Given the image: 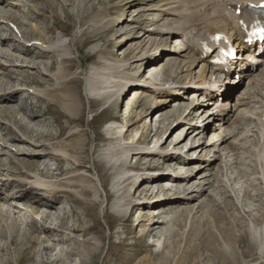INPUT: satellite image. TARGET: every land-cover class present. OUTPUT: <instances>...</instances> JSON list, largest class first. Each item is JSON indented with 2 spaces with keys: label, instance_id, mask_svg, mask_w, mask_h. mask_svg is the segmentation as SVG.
Masks as SVG:
<instances>
[{
  "label": "bare ground",
  "instance_id": "bare-ground-1",
  "mask_svg": "<svg viewBox=\"0 0 264 264\" xmlns=\"http://www.w3.org/2000/svg\"><path fill=\"white\" fill-rule=\"evenodd\" d=\"M8 1L14 2L15 0H8ZM32 1H34V0H32ZM48 1L52 5L53 4L55 5L57 3L55 0H48ZM100 1L101 0H99V2ZM141 1L147 2L148 0H141ZM149 1H155V2L149 3L148 8H141L140 10H138V9L132 10L133 4L138 3L139 2L138 0L133 2V3L127 2L126 7H128L129 10L126 11V9H125V11H123L122 15L121 16L119 15L120 17L116 21L115 24H114V22H112L113 19H110V20L107 19L108 21L106 20L105 25L103 27L104 30L114 31L113 41L111 40L112 42H110V43H112V45L116 44V42H117L116 39H118L117 37H120L121 35L124 36V37H122V39L120 40V43H119V44H121V43L125 42V44H128V47L123 52L124 54L130 55L134 49L140 51L143 48L142 42L148 41L149 46L145 47L144 51L140 52V54L138 53L136 55L134 54L133 56H131L130 57L131 62L127 63V64H129L128 67L130 69L133 67L136 68V65L134 64V60L136 59V56H138L137 60L138 61L140 60V63H142V64L140 66H138V69L136 71L137 73L134 72V74L132 73L131 76H130V73H129V76L121 74L122 76L119 77L116 75L118 78H116L114 80L110 79V81H107V77L105 78L104 76L101 75V76H99L100 80L97 77H96V79H98V80H95V81L93 80V83L90 80V83L88 84V90L91 93H92L91 90H96L95 94L98 95V98H99L98 100L100 102L104 101V103H107L112 98V96H114L117 92H119V94H118L119 99L122 98L123 103L125 102V99L122 95L123 93H125L126 100H128L129 99L128 97H130V95L133 93H134L133 95H137L136 97L132 98V101L130 103V105L133 106V108L139 109V111H137L136 114H134L135 115V119H134L135 121L131 120L132 115H127L126 113L121 114V115H123L124 119L129 122V126H128V128L127 127H124V128L117 127L118 128L117 129L118 130L117 137L120 139V141H123V143L119 144V146H116V147H114V146L110 147L108 154L105 156L103 155L104 153H102L103 156H101V153H100L101 158H98L96 156L97 157L96 160L98 159V162H97V165H95V167L97 166V169L100 170L101 174L105 178H108L107 175L110 176L109 179L111 182L110 185L112 186V192L108 196L110 198H112L111 204L113 206L112 212L114 214H116L117 216H126L127 213L131 209H133L134 206H136L135 208L138 209L139 211H138V214L136 215V218L135 219L133 217L132 218H133V222L138 221V225L141 226L142 223H144L146 215L148 216V215H150V212H152L153 215L150 216V221L146 226L147 232L149 230L154 235H155L154 232H158L161 234V236L163 235L164 238L165 237L168 238V240H166L165 243L160 242V239H157V240L154 239V241L151 242V244H153L155 246L157 245V247H158V249L155 251V258L154 259L151 258V260H150L149 256H141L139 259H136V262L134 264H154V263L155 264H169L170 258L167 257V254L175 255L177 253V249L180 248V244H179L176 233L173 235L169 234L168 229H170V226H168V225L170 224V222L175 223L176 225H180V221L178 220L179 215H182L186 212L191 213V212L195 211V209L201 210L200 204L196 207L184 206V205L178 206V204L179 203L184 204L187 201H190L192 199H196L197 197L200 196L199 194L203 191H206L207 188H201L198 191V194L190 195V193L195 188L194 177H193L194 172L191 169H189V165H188V168L183 170L184 166H186L187 164L190 163V160L187 157L180 155V151H179V153H177V151H178L177 148H174V146H178L180 144V141L182 139L176 138L175 142H172L175 145L172 146L171 148H169V147H162L163 141H161L160 138L157 140V142L154 145L151 146L150 143L152 141V138L154 136H160V137L163 136L165 134V132L169 130V127L171 125H173L174 122H175V125H178L183 120H191L190 121L191 126L187 127L186 132L183 135V138L186 135H190V137L192 139V141H191L192 143L190 144L189 148L194 147L195 144H194L193 140L197 136H198L197 138L202 139V138L206 137L207 134H209L210 132H212L215 129L214 126H212L210 121L214 118L216 120H218V119H220L221 114H223V115L226 114L225 118H223L221 120V122L223 123V129H219V127L217 126V130H219L218 133L221 134L220 138H219L218 134L216 135V136H218L216 138L218 140V142H215V139L212 140V142H211V139H209L207 141L204 140L202 142L201 141L198 142V145H196L197 147L196 146L194 147V148L200 149L199 151H204L209 146H213V145L218 146L219 142H223L227 138L224 141V143L219 144V145H223L222 148L221 147H219V148L222 149V151H224L226 149L225 148L226 147V141H228V139H231V138H236L235 136L238 133H240L238 130L239 129L238 127L237 128H234V127L233 128L232 127L231 128H224L225 126H229L228 125L229 121L230 122L233 121V119L235 117L240 119V120L242 118H243V120H247V121L254 120V122H256L257 124H260V126L262 128H264V81H263L264 69L261 71V73L259 71V74H256L255 77H253V79H251V81H250V83H251L250 88L251 89H248L247 90L248 92L246 91V92L241 93V95H246L247 98L239 100V97H233L234 94L230 93L232 91V89L234 87H236L238 84L232 85V87H228V88L222 87L223 82H224L223 80H228L230 78V76H232L234 74L232 67L230 68V72L225 76L226 73L222 74L216 70H210L204 62H202L199 58H197L194 55V52L192 50V48H193L192 45H195V43L193 41V36H194L193 34L199 33L203 28H204V30L205 29H211V28H221L222 30L229 29V30L233 31V33H236V31L234 30L235 26L233 23V15H231L230 10L226 9L227 5H224L221 3V2H226L227 4H229L232 2V0H149ZM65 2H66V0H65ZM46 4L48 5V3H46ZM72 5H73L72 11H73L74 17L77 19V22L79 25L84 26L85 21L87 20L88 17H89V21L86 22V24L87 23L88 24L93 23L94 21L97 20V19L94 20L93 18L92 19L90 18V16L95 14V5H94V2L92 0H72ZM7 6L8 5L6 4V0H0V69H3V70L7 69L6 72H0V102L3 104V107H0V120H1L0 123H2L3 121H6L3 123H5V125L8 126L10 129H12V126H14L16 128V130L12 129L13 131H11V132L9 131V136H8L9 141L15 142V143L27 144V145L33 144L34 148L31 149L30 151L27 148L21 149L20 147L16 146L17 144L16 145L15 144L14 145L13 144H7L8 142L4 141V138L0 137V140H1L0 144L3 145V147H7L11 150V153L10 152L8 153V152L2 151V148H1L0 149V155L6 153V155L8 156L7 158L9 159V162H8L9 164H15V162H14L15 157L12 156L13 154H16V155H23V154L28 155L29 154V155H32L33 160L20 159L18 161H22L21 162L22 165L30 168V170L31 169L37 170V172L39 173L41 178L45 177L46 181L42 180L40 178L33 180V181H29L28 180L29 177L28 178L19 177L18 179H15L13 177V175L10 174L9 172L10 171L16 172L15 170H17V169L13 170V168H14L13 166L10 167L9 165H7V163L4 161L7 158L4 159V158L0 157V180L2 179L4 183L8 182L9 185L14 184V186H15L14 190L11 194L9 193L7 196H0V222L2 221V223H4L0 229L3 233L5 232L3 234V236L6 234V236H8V238L9 237L11 238L10 243H16L17 245L19 244V243H17L18 240H16L15 236L17 235L18 239H19L22 231H20V228H21L20 227L21 224L19 223V220H20L19 217L20 216L18 215L17 212H19V213L22 212L21 216L25 215V214H24V210L18 209L20 202H17V201L26 199L28 192L31 194H34L35 197L33 195H31L33 198L29 200L30 208H28L26 211H27L28 216L29 215H32V216L38 215L39 216V218L41 220L40 223L43 224V226L38 231V234L41 236L37 235L36 233H34V235L30 234L31 235V239H30L31 242H29V243H31L32 246L25 245V247L22 249V251L23 252L27 251L30 253V251H32L31 248H33V246L36 243H39L38 245H39L40 251H38V252H40V254L42 255L43 251H45V250L50 251L53 249V248H50V245H51L50 241L48 242V244L45 242H46V240H49L48 238L50 236L56 234V233L52 234L54 230L59 233V234H57L60 237L59 240H62L64 237L71 239L74 236V235L72 237L68 236L67 230H70L71 226L68 227L67 226L68 224L66 225L65 220H63V222L61 220V222H59V224H57V225L56 224H54V226L50 225V218H52V215H54V213H55L53 211V208H56L55 206L62 203L59 201L60 199L57 200V198H58L57 194L60 191H63V192L65 191V190H63V188H64L63 185L65 184V185L69 186L72 183H74L73 182L74 180H76L77 186L80 187V189L77 191H78L79 197H81V199H82V200L78 199V201L81 205H83V208H84L85 204L88 205L89 201L87 202V200H86L87 196L91 195V194L89 195V192H86V190L89 189L93 192L92 195H93V198H95V200H98L99 196L97 194V192H98L97 188L94 185L92 186L91 184L83 183L86 180L80 175H76L72 178L68 177L70 179L67 181V183L65 182L64 184H61L62 186L59 184V181L56 184V183H51V182H49V180H47L48 177L52 178L54 176L50 175V169H49L50 167L48 168V164L45 161L46 158H52V159L56 160L57 162L61 163L62 161H64V159L62 158L63 156L61 157L60 155H62V153L64 155V153H65V156L67 154L71 158H73L77 161L76 166L78 167L81 164L80 154H81V152H83L86 139H82V136L80 135V133H78L75 130L74 131L72 130L71 133L69 131V133L66 135V139L68 141L67 142L61 141L62 137L64 136L63 133L62 132L59 133L58 134L59 137H58V135L53 133V131L51 129L49 130L47 128L48 124H47L46 115L39 113V111L34 112L32 109L34 107V104H32L31 102L27 103L24 99L18 98V95L16 93H14V91L23 90V86L18 88L16 85H14L12 80H10V79H13L12 77H14V78H17V80L19 79L20 81H25L26 77H29L28 81L30 83L36 82V83L41 84L42 82H47V83H44V85L48 84V82L50 80H53L54 86L51 85V86L45 87L43 90H40L37 88H34L33 90H31V87H29L28 91H31V93H33L37 98H39V100L42 98H47V99H49L50 102H54V103L58 104L59 106H61V108L63 109V112L66 115H68L71 118L74 117L79 110L78 97L76 96V94H74L71 91V89L67 90L66 89L67 87L65 88V85L68 83H73L76 80L77 76L72 75L71 77H69L70 79H67V76L69 73L67 74V72H66L67 70L62 68L61 67L62 65H60L58 67V69H55L54 68L55 67V61L54 60H53L52 64H50V62H49L48 65L45 64L44 60L48 59V58H55L56 63H57V61H60V62H58L59 64L65 62L66 60H70L69 54L71 53L72 47H74V50L76 51V49H75L76 39L74 37L76 35V33H75V35H73V39L71 40V43L66 41L65 39H63V40H65V42L62 43V40L60 38L56 39V41L54 43H51L52 39H49L48 41L46 40L47 39V37L45 38L46 34L44 35L42 32L39 33L40 32L38 30L39 27L38 28L37 27H30V25H29V28L20 27V26H24L23 22L20 21L19 18L14 13H10L9 11H7V8H6ZM15 6H18V5H15ZM113 7H114V5H113ZM116 7H119V5H116ZM50 8H52V7H50ZM104 8H106V7H104ZM32 10L35 12H38L39 9L33 8ZM152 10L156 11V12L154 13ZM97 11H99V10H97ZM103 11H104V9H103ZM103 11H99V12H103ZM147 11H149V12L147 13ZM163 13L174 14V15H176L175 17L178 19L173 20V21L168 20V18L162 17ZM68 14H69V12H68ZM113 14H115V13H113ZM127 14H128V17H126ZM120 18L122 19V21H119V20H121ZM12 19L17 20V21L13 22ZM97 22H99V21L97 20ZM102 24H103V22H102ZM191 25H195L196 28H194L192 30ZM189 27H190V29H189ZM5 28L6 29L10 28L8 30L9 33L4 34L3 32H1ZM52 28H54V27H52ZM16 29H18V31L15 33L14 30H16ZM94 29H95V27H94ZM135 29L136 30L140 29V31L137 30V31H135L134 34H132V32ZM180 29L183 32L182 36L184 34L187 35V38L185 40H181V38H180L181 41H179V42H180L181 46L178 47V45L174 44L173 47H171L169 49H164V46L167 45V43L170 41V38L172 37L174 32H176L177 30H180ZM60 30H62V29H60ZM142 30H146V31L145 32L143 31V33H141ZM103 32H105V31H103ZM46 33H47V31H46ZM154 33H156L157 35H160L159 38H155V37L153 38L152 34H154ZM30 35H35V36L30 37ZM127 36H129V37H127ZM87 37H89V35H87ZM102 37H105V36H102ZM135 37H139L140 39H137L132 44V41H133L132 38H135ZM176 41L178 42V39H176ZM118 42H117V44H118ZM130 42H131V44H130ZM47 43H51V44H47ZM77 44H79V43H77ZM9 45L11 47V50H8ZM112 45L110 44V46H112ZM96 49H97L96 46L91 48V50H94V51ZM12 50H15L16 52L13 51L14 52L13 53ZM77 54H79V53L77 52ZM160 60H163V63L158 65L157 62ZM148 61H151L154 65H155V63H157V67L153 66L155 68H153V69L151 68L152 70H155L151 74H150V71L148 72V64H147ZM107 63H109V62H107ZM98 64H99V62H98ZM111 64L114 65L113 63H111ZM116 65H114V66H116ZM125 65L126 64H119L120 67L121 66L124 67ZM108 67H110V66H108ZM112 67L113 66H111L110 68H112ZM149 67H151V66H149ZM68 68L70 69L71 65H68ZM27 69H33L34 72L33 71L30 72V70H27ZM197 69H198V71H196ZM93 70H94L93 71L94 75L95 74L97 75L98 72L99 73L100 72L105 73V71L108 70V68H105V67H102V68L97 67L96 68V67H94ZM183 70H184V74L186 72V75L181 76L180 74H181V72H183ZM53 71H55V72H53ZM118 71H120V70L118 69ZM242 72H245V71H242ZM107 73H109V72H107ZM115 73L116 72H114V74ZM125 73L127 74V72H125ZM196 73H198V75H197L198 79H196V77H195ZM2 74L4 77H2ZM5 74H6V76H5ZM105 75H107V74L105 73ZM113 75L108 74L109 77L113 76ZM46 76H47V78H46ZM143 77L145 78V80ZM239 77H241V75ZM242 77L243 78H241V81L246 83V81L244 80L245 75H242ZM93 78H95V77H93ZM36 80H41V81H36ZM138 80H139V82H142V83H140L139 87L142 84L143 85L144 84L149 85L151 87L148 90L149 93L152 92V93H150V98L145 97V98L140 99V97L138 96L139 95L138 93L144 92L141 89H136V90H132V91L128 92V89L134 83L138 85ZM209 81H211V82H209ZM95 82L98 84V86H97V84H95ZM217 82H220V83H217ZM229 83H234V82L230 81ZM190 84L191 85L196 84V85L194 87L193 86L189 87ZM44 85H40V86H44ZM227 85H228V83H227ZM198 87H201L200 89H202V88L204 89V96H205V94L209 95V97H207L205 100L206 102L201 103V105H203L202 108L199 107V104H197L198 103L197 97H199V95H200L199 94L197 96L198 90H194L193 93H191L192 94L191 97L197 96L196 98H190L189 96H185V98L188 97L189 99H191V101L189 103L182 101V98H181L182 96L181 97L176 96V95H182L184 93L183 92L184 90H189L192 88L197 89ZM212 88L217 89L219 91L216 93L215 90ZM250 92H252V93L250 94ZM163 93H166L167 96L163 95L164 97L159 99V100H153V98H151L152 95L163 94ZM147 96H149V95H147ZM167 97H168V99H166ZM178 98H180V100ZM261 98H262V100H261ZM16 99H18L19 102L24 101L23 103H25L24 105L26 106V109H24L22 107V103L20 104L19 108H18V106H16L14 108L12 102L15 101ZM162 99H166L165 101H168L169 103H163L164 100H162ZM194 99H196V101H195L196 104H194V106H191L194 103ZM142 100H143V102H141ZM209 100H211V102H207ZM245 100H246L245 104H241V105L239 104L238 105V101L244 102ZM157 103H163V104H157ZM170 105H171V107L168 108ZM206 105L207 106L213 105L214 107L213 108L210 107V109H207ZM189 106H191V108H188ZM197 106L199 107L198 110H196V108H195ZM38 107H39V105H38ZM5 109H8L9 112H11L13 117L16 115V113H19V112L23 113L24 112L25 113V120H21V121H19V119L18 120L17 119H11L10 120V119H8V117H7L8 120L5 119L6 118L5 117ZM27 109L32 110V113L30 115L26 113ZM52 109H53V107H52ZM216 110H218L219 115L217 114L215 116L214 111H216ZM41 111H43V110H41ZM49 111L52 112V110H49ZM53 112H54V109H53ZM36 113H37V115L39 114V116H41V118H36ZM53 114H55V113H53ZM150 114H152V115L156 114V116L159 118V120L155 122L153 130L151 129L149 131V129H150L149 126L146 129L147 126H146L145 122H142L140 125H137L136 128L133 127L136 130H133L131 128L132 125L139 123V121L141 119H143L144 117L146 118V116H150ZM6 116H8L7 113H6ZM247 118H249V119H247ZM194 119H196V120L202 119L200 122L201 126H198L200 123L197 124V121L193 122ZM159 121L161 122V125H160ZM209 124L211 125V129H210ZM258 126H256L255 128H257ZM181 128L185 129L186 126H182ZM64 129H65V127H64ZM227 129H229V131H227ZM253 129L254 128H252V131H253ZM258 130H259V133L261 135L260 138L263 139L264 138V129L259 128ZM232 131H234V133ZM254 131H255V129H254ZM48 132H50V133H48ZM207 132H209V133H207ZM230 133H233V134H230ZM259 133H258V135H259ZM44 134L50 135V139H43L42 138V140L41 139L37 140V139L41 138ZM215 134H216V132H215ZM215 134L213 136H215ZM99 138L105 140V138L100 134H99ZM107 138H113L114 139L116 137H114V135H108V137H106V140H108ZM262 139H261V141H262ZM140 140H141V142L142 141L145 142V145L142 147H138V145L141 143ZM34 142L36 144H34ZM55 144H58V145L55 146ZM117 148H120L119 152L121 154L118 153L119 149H117ZM60 150L61 151L63 150L64 152L61 153ZM24 151H25V153H24ZM124 153L129 154V156L133 155L134 162L132 159L128 160V157H126V156L123 157ZM154 153L157 156H152V155H154ZM73 155H75V156H73ZM65 156H64V158H65ZM142 159L145 160L143 163L144 166L142 165ZM246 162H248V161H246ZM82 163H84V162H82ZM178 164H180V165L178 166ZM244 164H246V163H244ZM141 165L143 166L142 168H140ZM164 165L167 166V168H165V170H163V172H162V170L160 172V170H158V169H160V167L164 166ZM41 166L43 168H41ZM44 167H46L49 171H47V170L45 171ZM21 168H20V170H21ZM146 168H147V172L150 173V175H152V176L144 175V170H142V169H146ZM168 168H170V169H168ZM4 170H7L9 172L7 174H3L2 171H4ZM139 170H141V173ZM251 171H253V170H251ZM68 172H71V171H68ZM253 172H255V171H253ZM257 174H259V173H257ZM2 175L6 176V177L5 178L1 177ZM27 175L30 176L29 174H27ZM247 176H248V174H247ZM260 178L264 182V166L262 168V175L260 176ZM155 179H157L158 182H154ZM162 179H164L163 183L161 181ZM252 179H254V177ZM256 179H257V177H256ZM101 180H102V177H101ZM104 180H103V183H104ZM54 182H56V181H54ZM78 182H82V183L79 184ZM208 182L209 181H207L206 183L208 184ZM68 183H69V185H68ZM254 183H255V181H254ZM106 185L104 184V186H106ZM250 185H252V181H251ZM253 185H255V184H253ZM226 186H227V184H226ZM216 189L217 190H216L215 195L219 194L220 199L223 198V200H221V202L219 201V203H221V205H218L219 203H216V204H214V206L217 208H220L221 210L217 209L218 211L212 213L214 211V209H213V211L211 212L212 213L211 216L208 217L206 215L205 217L203 216L204 218H202V219L198 218V220L196 222L197 224L194 226L195 228H193L192 224L194 223V221L197 218L191 217L190 226L193 228V229L191 228L192 231L194 230L193 237L192 238H189L188 236L184 237L185 235H183V237H181L182 240L185 242V245L183 246L182 250L185 252L186 256L185 257H178L176 260V264H197V263L198 264H240L241 263L239 260L240 256L242 258L249 259L250 256L252 257V255H255V254H256V257H254V259H255L256 264L257 263L261 264L262 262H264V223H263V225L258 226V227L257 226L256 227L249 226L248 228H246L243 226L244 224L242 223V221L240 219L241 216L239 217L235 213V210L238 206L242 210L246 211L250 216H252V219L250 222L253 225L258 222L259 217L254 212L258 213L259 212L258 209H260V208L259 207L252 208V206H248L245 202H243V200H240L237 197V195L241 194L242 198H243L249 194H252V193L254 194V192L256 193V191L251 189V188L249 189V186H246L243 190L239 189V191H236V192H235V189L230 187V186L222 187V189H220V188L218 189V187H217ZM260 189L262 190L261 194L263 195V198H260L261 202L263 201L262 202L263 205L261 206V208H262L263 213H264V184ZM83 191H84V193H83ZM78 194L76 193V195H78ZM256 195L260 196V193L257 192ZM72 196H74V195H72ZM74 197H72V198H74ZM67 198H69V197H67ZM213 198H215V196ZM216 198H217V196H216ZM88 199H89V197H88ZM217 200H218V198L216 199V201ZM4 202L6 204H4ZM74 202H76V201H74ZM21 206H23V205H21ZM154 206H157V208L163 209V211L160 212V209L158 212L154 211V210H157V208L155 209ZM59 209H61V208H59ZM167 210H169V211L173 210L174 212H172L171 216H166V217H164V219H161L160 214L165 213ZM86 211H87V209H86ZM61 213H63V212H61ZM142 213L146 214L145 217H144V214L142 215ZM5 214H8L6 219L2 218L5 216ZM62 215H61V218H62ZM259 215H262V214H259ZM56 218H58V217H56ZM223 218H226L229 221H228V223H226L225 227L221 228L218 225V222ZM7 219H8V222H7ZM28 220L31 223V227H33L35 232H36L38 230V225H39L37 220L34 218L32 219L30 217H28ZM115 220H116V217H115ZM48 221H49V223H48ZM55 221H57V220H55ZM22 224H23V222H22ZM24 224H26L28 226L29 223L27 224V221H26V223H24ZM164 224H166V225H164ZM163 225H164V228H163ZM29 226H30V224H29ZM237 226L239 227V229H236ZM24 227L26 228V226H24ZM79 228H81V227H79ZM213 228H217V231H213L212 230ZM246 229L248 230L247 233H249V239L251 240V242H250L251 247L254 250V252H253V254H251V253H249V249H245L244 252H241V254H238L236 243H237V240H239V239H241V237H243V234H246ZM72 230H78V228L73 227ZM28 231H30V230H28ZM24 232H26V231H24ZM190 232H191V230H190ZM14 233H16V234H14ZM27 233H29V232H27ZM48 233H49V236H48ZM235 233H238V235H236ZM22 234H23L22 238L19 239L20 242L23 238L26 240L28 238V235H29L28 234L26 236L25 235L26 233H22ZM156 235H157V233H156ZM234 235H236V236L233 237ZM203 237L205 238L204 240L201 239ZM56 238H58V237H56ZM59 240L56 239L57 242ZM68 241H70V240H68ZM62 242H65V239L63 241H61V243ZM58 243H60V242H58ZM72 244H73L72 252L77 250V252L79 253L78 256L80 257V261L83 263L86 262L85 258L87 256L94 257V255H93L95 253L94 251H95V249H98L97 247L99 246V245H95L93 247H88L87 249H83V248H81L80 243L77 241H73ZM61 245H63V244H61ZM61 245H59V246H61ZM246 245H247L246 247H248V244H246ZM2 246H4V245H2ZM163 246L165 247L164 248L165 252H163V249H161V251H160V248ZM202 246L205 247V248H203V250L206 249L207 251H209L211 253L210 256L208 257V259L211 262H203V260L196 258L198 252L202 251ZM4 247H6V246H4ZM34 248H36V247H34ZM54 248H56V247H54ZM57 248L58 249L53 250V254H54L53 258H49L50 263H52V264H71L72 263V257H71L72 255H70V254H72V253H70L71 250L68 252V250L70 248L68 250L66 247L65 248L57 247ZM36 250H38V249H36ZM19 253H20V251H19ZM33 253H34V251H33ZM33 253H30L31 257H32ZM244 254H246V255H244ZM95 256H96V254H95ZM31 257H30V259H31ZM33 257H34V255H33ZM133 259L134 258H130L128 263L127 262L126 263L129 264V263L133 262ZM4 260H6V259L4 258ZM13 260H15V259H13ZM196 260H198V261H196ZM252 260H251V262H252ZM4 262H7V260ZM41 262H43V261H41ZM43 263L47 264L46 262H43ZM30 264H35V263H30Z\"/></svg>",
  "mask_w": 264,
  "mask_h": 264
},
{
  "label": "rangeland",
  "instance_id": "rangeland-1",
  "mask_svg": "<svg viewBox=\"0 0 264 264\" xmlns=\"http://www.w3.org/2000/svg\"><path fill=\"white\" fill-rule=\"evenodd\" d=\"M55 1L57 3L55 5L54 4L52 5L49 3L48 0H34V1H32V0H15L14 2L6 0V4L8 5L6 8H7V11H9L10 13H14L19 18V20L23 22L24 26H20V27L29 28V25H30V27H37V28L39 27L38 28V30L40 31L39 33L42 32L44 35L46 34L45 35V38L47 37L46 40L48 41L49 39H52L51 43H54L56 41V39H58V38H60L62 40V43L65 42V40L71 43V40L73 39V35H75V33H76V35L74 36L76 39V44H75L76 51L74 50V47H72L71 53L69 54L70 60H66L65 62L59 64L58 62H60V61H57V63H56L55 58H48V59H45L44 62L46 65H48L49 62H50V64H52L53 60H54L55 61V67H54L55 69H58V67L60 65H62L61 67L64 68L65 70H67L66 71L67 74L69 73L67 76V79H70L69 77H71L72 75L77 76L76 80L73 83L66 84L65 88L67 87L66 88L67 90L71 89V91L74 94H76V96L78 97V101H79V110L77 112L78 115L76 114L74 117L71 118L63 112V109L58 104H56L54 102H50L49 99H47V98H42L39 100V98H37L33 93H31V91H28L29 87H31V90H33L34 88L43 90L45 87L53 85L54 84L53 80H50L48 82V84H46V85H44V83H47V82H42L41 84L36 83V82H34L35 84L30 83L28 81L29 77H26L25 81H20L19 79L17 80V78H14V77H12L13 79H10V80H12L14 85H16L18 88L23 86V90L14 91V93H16L18 95V98L24 99L27 103L31 102L32 104H34V107L32 108L34 112L39 111V113L46 115L47 124H48L47 128L49 130L51 129L53 131V133H55L56 135H58L61 132L63 133L64 136L62 137L61 141L67 142L68 140L66 139V135L69 133V131L71 133L72 130L73 131L75 130L78 133H80V135L82 136V139H86L83 152H81V154H80L81 164L78 167L76 166L77 161L75 159L71 158L67 154L65 156V153L63 155V153H62V152H64L63 150L62 151L60 150V152L62 153V155H60V156L61 157L63 156L62 158L64 159V161H62L61 163L57 162L56 160H54L52 158H46L45 161L48 164V168L50 167L49 168L50 169V175L54 176L52 178L48 177L47 180H49V182H51V183H56V184L59 181V184L61 185V184H64L65 182L67 183V181L70 178H72L76 175H80L86 180L83 183L91 184L92 186L94 185L97 188V190H98L97 194L99 196V199L95 200V198H93V195H92L93 192L89 189L86 190V192H89V195L90 194L91 195L87 196L86 200H87V202L88 201L89 202H88V205L87 204L84 205V208H85L84 209L83 205H81L78 201V199H81V197H79V194L77 191L80 189V187L77 186L76 180H74L73 181L74 183H72L71 185H69V183H68L69 186L64 184L63 190H65V191L64 192L60 191L57 194V196H58L57 200L60 199L59 201L62 203L55 206L56 208H53V211L55 213H54V215H52V218H50V225L54 226V224H56V225L59 224V222H61V220H62V222H63V220H65L66 225L68 224L67 225L68 227L71 226L70 227L71 231L67 230V234L70 237H72L74 235L73 236L74 238L72 237L70 239L67 237L65 238L63 236L64 238L62 240H59L60 237L57 235L59 233L54 230L52 234L56 233L55 234L56 236L55 235L50 236L48 238L49 240H46V242H45L48 244V242L50 241V244H51L50 248H53V249L50 251L45 250V251H43V253L41 255L40 252H38V251H40L39 245H38L39 243H36L37 245L35 244L33 246V248L34 247H36V248H34V249L31 248L32 251H30V253H33V251H34V253L32 254V257H31V254L29 252H27V251L23 252L22 249L25 247V245L32 246V244L29 243V242H31L30 241L31 235H34V233L39 235L38 231L43 226V224L40 223L41 220H40L38 215H34V216H32V215L28 216L27 215L26 210L28 208H30L29 202L25 203L24 200L17 201V202H20L19 206L21 207L20 208L18 206V209L24 210V214H25V215L21 216L22 212L21 213L17 212L18 215L20 216L19 217L20 218L19 223L21 224L20 231H22V233H26L25 234L26 236L28 234L29 235H28V238L26 240L23 238L21 240V242L19 239L22 238L23 234L21 233V236L19 237V239H18V236L16 235L15 238H16V240H18L17 243H19L17 245L16 243H10L11 238L10 237L8 238V236H6V234L3 236V234L5 232L3 233L0 229V245H1L0 246V264H11V263L12 264H25V263L26 264H30V263L45 264L43 262H46L47 264H52V263H50L49 258H53V256H54L53 250L58 249L57 247H59V248H61V247L65 248L66 247L67 250L70 248L68 250V252L71 250L70 253H72V254H70V255H72L71 256L72 257V263L71 264H127L128 261L130 260V258H134V259H133V262H131L129 264H134L136 262V259H139L141 256H149L150 260H151V258L154 259L155 258V251L158 249V247H157V245L155 246V245L151 244V242L154 241V239H156V240L160 239V242L165 243V241L168 240V238L167 237L164 238V236L163 235L161 236V234L158 232H154L155 235L153 233H151L149 230L147 232L146 226L149 223L150 216L153 215V213L150 212V215H148V216L145 213H142V215L144 214V217L146 215V218L144 220V223H142L141 226L137 225L135 223V221L133 222V218L134 219L136 218V215L138 214V211H139L138 209L135 208L136 206H134V208L131 209L127 213V215H126L127 217L126 216H117L116 214H114L112 212V209H113V206L111 204L112 198H110L108 196L112 192V186L110 185L111 182L109 179L110 176L107 175L108 178H105L101 174L100 170L97 169V166L95 167V165H97V162H98V159L96 160L97 157L101 158V156L107 155L110 147H112V146L116 147V146H119V144L123 143V141H120V139L117 137V133H118L117 127H119V128L127 127L128 128V126H129V122L127 120H125L123 115H121V114L126 113L127 115H132L131 120L135 121L134 120L135 119L134 114H136V112L139 111V109L133 108V106H131L130 103L132 101V98L136 97L137 95H133L134 94L133 93L130 95V97H128L129 99L126 100L125 93H123L122 95L125 99V102L123 103L122 98L119 99V95H118L119 92H117L114 96H112V98L107 103H104V101L100 102L98 100L99 99L98 95L95 94L96 90H91L92 93L89 92V90H88V84L90 83V80L93 83V80L94 81L98 80V79H96V77L99 78V76L102 75L105 78L107 77V81H110V79L114 80V79L118 78L117 76H119V77L122 76L121 74L129 76V73H130V76H131L132 73L133 74H134V72L137 73L136 71L138 69V66H140L142 64V63H140V60L139 61L137 60L138 56H136V59L134 60V64L136 65V68L133 67L130 69L128 67L129 64H127V63L131 62V59H130L131 56H133L134 54L136 55L138 53L140 54V52L144 51L145 47L149 46L148 41L142 42L143 48L140 51L134 49L130 55L124 54L123 52L128 47V44H125V42L119 44L120 40L124 36L121 35L120 37H117L118 39H116V41L117 42L119 41L118 42L119 45L117 44V42L115 45L114 44L112 45V43H110V42L113 41L114 31L104 30V28H103L107 19L108 20L113 19L112 22H114V24H115L116 21L119 19V17L122 15L123 11H125V9H126V11L129 10V8L126 7L127 2L133 3L137 0H103V1L101 0L100 2H99V0H92L94 2V5H95V14L90 16V18L91 19L93 18L94 20L97 19L99 22H97V20H96L93 23H90V24L87 23L86 24V22L89 21V17H88L87 20L85 21L84 26L79 25L77 22V19L74 17V14L72 11V8H73L72 7L73 6L72 0H66V2H65V0L64 1L63 0H55ZM138 1H139L138 3H134L135 5L133 4L132 10L133 9L140 10L141 8H148L149 3L155 2V1H149V0L147 2H143L141 0H138ZM46 3H48V5ZM15 5H18V6H15ZM113 5H114V7H113ZM116 5H119V7H116ZM50 7H52V8H50ZM104 7H106V8H104ZM33 8L39 9L38 12L33 11L32 10ZM103 9H104V11H103ZM97 10L103 11V12H99ZM68 12H69V14H68ZM148 12L149 11H147V13ZM153 12L155 13L156 11H153ZM113 13H115V14H113ZM167 14H169V13H163L162 17L168 18L169 15H167ZM170 15H174V14H170ZM174 16H176V15H174ZM126 17H128V14ZM100 20L103 22V24ZM168 20L173 21V19H171V18H168ZM12 21L16 22L17 20L12 19ZM119 21H122V19ZM52 27H54V28H52ZM94 27H95V29H94ZM9 29L10 28H8V29L5 28L1 32H3L4 34H7V33H9V31H8ZM60 29H62V30H60ZM137 30L140 31V29H137ZM137 30L135 29L132 32V34H134L135 31H137ZM17 31H18V29L15 30V33ZM46 31H47V33H46ZM103 31H105V32H103ZM143 31L145 32L146 30H142L141 33H143ZM87 35H89V37H87ZM31 36L33 37L35 35H30V37ZM102 36H105V37H102ZM127 37H129V36H127ZM152 37L153 38L154 37L159 38L157 36V34H155V33L152 34ZM63 39H65V40H63ZM137 39H140V38L139 37L132 38V40H133L132 44ZM169 42L167 43V45L164 46V49H169L173 46V41L171 42L172 44ZM51 43H47V44H51ZM77 43H79V44H77ZM110 44L112 46H110ZM130 44H131V42H130ZM94 46L97 47V49L95 51L91 50V48ZM8 47H9V49L8 48L7 49L11 50L10 45ZM13 51H15V50H12V52ZM77 52L79 54H77ZM97 61L99 62V64ZM107 62H109L110 64ZM111 63H113L114 65H116V64L117 65L114 66ZM157 63H158V65L162 64L163 60H160ZM157 63H155V65H154L151 61L147 62L148 72L150 71V74L155 71L152 69L157 67ZM119 64H126V65L124 67H122V66L120 67ZM68 65H71L70 69L68 68ZM108 66H110V67L113 66L114 68L113 67L110 68ZM149 66H151V67H149ZM153 66H155V67H153ZM94 67H96V68L97 67L108 68V70L105 71V73L107 75H105V73H101V72L99 73L98 72V74L97 75L95 74L96 75L95 76L93 73ZM118 69L120 71H118ZM6 70L7 69H4V70L2 69V72H6ZM27 70H30V72L33 71V69H27ZM196 71H198V69ZM53 72H55V71H53ZM107 72H109V73H107ZM114 72H116V73L114 74ZM125 72H127V74ZM6 74H5V76H6ZM108 74L109 75L114 74L113 75L114 77L113 76L109 77ZM180 75L181 76L186 75V72L184 74V70H183V72H181ZM197 75H198V73H196V75H195L196 79H198ZM2 77H4L3 74H2ZM93 77H95V78H93ZM46 78H47V76H46ZM99 80H100V78H99ZM36 81H41V80H36ZM139 83L140 82L138 80V84ZM95 84H97V83L95 82ZM40 85H44V86H40ZM135 85L136 84L134 83L128 89V92L132 91V90L139 89V85H137V86H135ZM195 85L190 84L189 87H192V86L194 87ZM97 86H98V84H97ZM237 87H238V85L236 87H234L233 89H236ZM251 93L252 92H250V94ZM138 94H139L138 96L140 97V99L145 98V97L150 98V95L147 96V92L138 93ZM157 95H160V96H158L156 98L155 97H151V98H154V100L155 99L159 100V99H161V96H163V95L167 96L166 93L157 94ZM184 95L185 94H182V97L180 95V97L182 98V101L189 103L191 101V99H188L187 97L185 98ZM190 96H192V95H190ZM190 98H195V97H190ZM166 99H168V97ZM166 99H162V100H164L163 103H169L168 101H165ZM178 99L180 100V98H178ZM261 100H262V98H261ZM23 102H19L18 99H16L12 103H13L14 108L16 106H18V108H19L20 104L22 103V107L24 109H26V106L24 105L25 103H23ZM141 102H143V100ZM163 103H157V104H163ZM245 103H246V100L244 102L238 101V105L239 104L240 105L245 104ZM38 105H39V107H38ZM0 107H3V104L1 102H0ZM52 107L54 109V112H53ZM170 107H171V105L168 108H170ZM41 110H43V111H41ZM49 110H52V112L55 114H53ZM6 113L8 114V116H6ZM26 113L30 115L32 113V110L27 109ZM151 115L152 114H150V116H146V118L144 117L143 119H141L139 121V123L132 125L131 128L133 130H136L135 128L137 127V125H140L142 122H145L146 126H147L146 129L149 126V128H150L149 131L151 129L153 130L154 124L156 121L159 120V118L156 116V114H153L152 116ZM216 115L217 114L215 113V116ZM5 117H6L5 119H7V117H8V119H10V120L11 119H17V120L19 119V121H21V120H25V113L19 112V113H16V115L13 117L11 112H9L8 109H5ZM36 118H41V116H39V114L37 115V113H36ZM112 119H116L117 122L111 121ZM247 119H249V118H247ZM201 120L202 119H198V120L194 119L193 122L197 121V124H198L201 122ZM214 120H216V119L214 118ZM190 121L191 120H183L178 125H175V122H174L173 125H171L169 127V130L166 131L167 133L165 132V134L161 137L160 136H154L152 138L151 143H150V145L152 146L160 138L161 141H163L162 147L171 148L172 146L175 145L172 142H175L176 138L182 139L180 141V144L178 146H174V148H177V150H178L177 153H179V151H180V155L185 156L190 160V163L186 165L187 167L184 166V168H183V170H185L186 168H188V165H189V169H191L194 172L193 177H194L195 188L190 193V195L198 194V191L201 188H207L206 191L201 192L199 194L200 196L197 197L196 199H192L190 201H187L188 203L186 202L184 204L183 203L178 204V206L184 205V206H194V207H196L200 204L201 210L195 209V211H193L191 213L186 212L182 215H179L178 220L180 221V225H176L175 223H171V222L168 225V226H170V229H168L169 234L173 235L176 233L179 244H180V248L177 249V253L175 255L167 254V257L170 258L169 264H176V260L178 257H185L186 256L185 252L182 250L183 246L185 245V242L182 240L181 237H183V235H185L184 237H186V236H188L189 238L193 237L194 230L192 231V229L195 228L194 226L197 224L196 222H197L198 218L202 219L206 215L209 217V216H211L212 213H214L218 210H221L220 208H217L214 206V204L219 203V201L221 202V200H223V198L220 199L219 194L215 195L217 187H218V189L219 188L222 189V187L230 186V187L234 188L235 192H236V191H239V189L243 190L246 186H249V189L251 188V189L255 190L256 193L259 192L260 196H257L255 192H254V194L253 193L249 194L243 198H242L241 194L237 195V197L240 200H243V202H245L248 206H252V208L259 207L261 209V210L258 209V211H259L258 213L254 212L259 217L258 222L256 224H254L255 226L250 222L252 219V216H250L246 211L242 210L240 207L237 206L235 213L239 217L241 216L240 219H241L242 223L244 224L243 226L246 228H248L249 226H252V227L257 226L258 227V226L263 225V223H264V217H263L264 213H263V210L261 208V206L263 205L262 204L263 201L261 202V199H260V198H263V195L261 194L262 190L260 188L264 184L263 180L260 178V176L262 175V168L264 166V138L263 139L260 138L261 135H260L259 130H258L259 128L260 129H264V128H262L260 126V124H257L256 122H254V120L247 121V120H243V118L240 120V119L235 117L233 119V121H231L232 123H237V124L244 123L245 125L241 124L242 126L240 125V127H238L239 128L238 130L240 133H238L239 135L237 134L235 136L236 138H231V139H228V141H226V147H225L226 149L224 151H222V149L219 148V147L222 148L223 145H219V144L224 143V141L227 138L223 142H219L218 146H215V145L209 146L206 148V150L199 151L200 149L194 148L196 145H198V142H200V141L202 142L204 140L207 141L209 139H211V142L214 139H215V142H218V140L216 138L218 136L220 138L221 134L218 133L219 130L214 129L212 132L209 131L210 133L207 132L209 134H207L206 137H204L202 139L197 138L198 137L197 136L193 140L195 146L189 148L190 144L192 143L191 142L192 139H191L190 135H186L184 138H183V135L186 132L187 127L191 126ZM0 122H1V120H0ZM3 122H6V121H3ZM2 123H0V137L4 138V141L8 142L7 144H13V145L17 144L16 146L20 147L21 149L27 148L29 151L34 148L33 144L27 145V144L15 143V142L9 141V139H8L9 138L8 137L9 131L10 132L13 131L12 129L16 130V128L14 126H12V129H10L8 126L5 125V123H3V124ZM211 123H212V121H211ZM160 125H161V122H160ZM182 126H186V128L182 129L181 128ZM198 126H201V123ZM209 126L211 129L210 124H209ZM212 126H214V128L216 127L215 124L214 125L212 124ZM232 126H233V124H232ZM256 126H258V127L255 128ZM64 127H65V129H64ZM133 127H135V128H133ZM234 128H237V127H234ZM252 128H254L255 131H254V129L252 131ZM219 129H222V127ZM247 130L248 131L250 130V131L248 132ZM227 131H229V129H227ZM215 132H216V134H215ZM232 132L234 133V131H232ZM48 133H50V132H48ZM233 133H230V134H233ZM258 133H259V135H258ZM99 134L102 135L105 138V140L100 139ZM214 134H215V136H213ZM217 134H218V136H216ZM108 135H114V137H116V138H114V139L113 138H107L108 140H106V137H108ZM58 137H59V135H58ZM42 138L43 139H50V135L44 134L41 138H39L37 140H40V139L42 140ZM261 139H262V141H261ZM140 142H141V140H140ZM34 144H36V143L34 142ZM56 145H58V144H55V146ZM144 145H145V142L142 141L138 145V147H142ZM1 148H2V151L11 153V150L9 148L3 147V145L0 144V149ZM117 149H119L118 153H120L119 152L120 148H117ZM24 153H25V151H24ZM100 153H101V156H100ZM102 153H104V154L102 155ZM12 156L15 157V159H14L15 164H9L8 163L9 159L7 158L8 156L6 155V153L0 155V157H2L4 159H6V158L8 159V160L7 159L4 160L7 163V165H9L10 167L13 166L14 167L13 170L17 169L18 171L15 170L16 172H14V171L9 172L7 170H4V171H2L4 174H7L9 172L10 174L13 175L14 178L15 177H18V178L19 177H22V178H28L29 177V179H28L29 181H33V180L40 178V179L46 181L45 177L41 178V176L39 175L37 170L31 169L32 170L31 171L30 168L22 165V163H21L22 161H18L20 159L33 160L32 155H29V154L28 155H25V154L16 155V154H13ZM64 156H65V158H64ZM73 156H75V155H73ZM125 156L128 157V160L132 159L134 162L133 155L129 156V154L124 153L123 157H125ZM152 156H157V155H155V153H154V155H152ZM144 161L145 160L142 159V165L143 166H144V164H143ZM246 161H248V162H246ZM82 162H84V163H82ZM243 162L246 164H244ZM142 165L140 166V168L143 167ZM179 165L180 164H178V166ZM20 168H21V170H20ZM41 168H43V167L41 166ZM44 168H45V171L46 170L49 171L46 167H44ZM165 168H167V166L164 165V166H161L160 169H158V170H160V172L162 170V172H163V170H165ZM142 170H144V175L152 176V175H150V173L147 172V168L142 169ZM251 170L255 171L256 173L251 171ZM68 171H71V172H68ZM139 171L141 173V170H139ZM257 173H259V174H257ZM27 174H29L30 176H28ZM247 174H248V176H247ZM68 177H70V178H68ZM101 177H102V180H101ZM253 177H254V179H252ZM256 177H257V179H256ZM103 180H104V183H103ZM54 181H56V182H54ZM161 181L163 183L164 179H162ZM207 181H209L208 184L206 183ZM251 181H252V185H250ZM254 181H255V183H254ZM154 182H158V180L155 179ZM78 183L81 184L82 182H78ZM104 184L105 185L107 184V185L104 186ZM226 184H227V186H226ZM253 184H255V185H253ZM4 185H9V183L8 182L4 183ZM84 191H83V193H84ZM76 193L78 195H76ZM72 195H74L75 197ZM214 196H215V198H213ZM216 196L218 198L217 201H216V199H217ZM67 197H69V198H67ZM72 197H74V198H72ZM88 197H89V199H88ZM74 201H76V202H74ZM4 204H6V203L4 202ZM20 204L23 205L24 207L21 206ZM218 205H221V203H219ZM59 208H61V209H59ZM154 208L156 209L157 206H154ZM86 209H87V211H86ZM159 209L160 208H157V210H154V211L158 212ZM213 209H214V211H213ZM161 211H163V209H160V212ZM61 212H63L64 214ZM172 212H174V211L173 210H170V211L167 210L165 213H161L160 214L161 219H164V217H166V216H171ZM259 214H262V215H259ZM61 215H62L63 219L61 218ZM7 216H8V214H5V216L2 218L6 219ZM28 217H30L32 219L34 218L37 220L39 225H38V230L36 232H35L34 228L31 227V223L29 222ZM56 217H58V218H56ZM115 217H116V220H115ZM191 217L197 218L194 221V223L192 224L193 228L190 226ZM54 219L57 221H55ZM25 220L27 221V224L28 223L30 224V226H29V224H28V226L26 224H24V223H26ZM228 221H229L228 219L223 218L218 222V225L221 228H223L226 226V223H228ZM7 222H8V219H7ZM22 222H23V224H22ZM48 223H49V221H48ZM3 224L4 223H2V221H1L0 222V228L3 226ZM164 225H166V224H164ZM164 225H163V228H164ZM24 226H26V228ZM73 227H77L78 230H72ZM79 227H81V228H79ZM236 229H239V227L237 226ZM28 230H30V231H28ZM190 230H191V232H190ZM212 230L217 231V228H213ZM24 231H26V232H24ZM27 232H29V233H27ZM247 232H248V230L246 229V234H243V237H241V239L237 240L236 247H237L238 254H241V252H244L245 249H249V253H251V254H253V252H254V250L251 247V243H250L251 240L249 239V233H247ZM156 233H157V235H156ZM14 234H16V233H14ZM235 234L238 235V233H235ZM236 235H234L233 237H235ZM39 236H41V235H39ZM48 236H49V233H48ZM56 237H58V238H56ZM56 239H58L59 240L58 242H60V243H58L56 241ZM64 239H65V242L61 243V241H63ZM201 239L204 240L205 238L203 237ZM68 240H70V241H68ZM72 240L79 242L81 248H83V249H87L88 247H93L95 245H99L97 247L98 249H95V251H94L95 252L93 254L94 257L87 256L85 258L86 262H84V263L81 262L80 257L78 256L79 253L77 252V250H75L76 252L73 251L74 253L72 252V249H73V247H72L73 241ZM58 244L59 245L63 244V245L59 246ZM246 244H248V247H246L247 246ZM2 245L6 246V247H4ZM54 247H56V248H54ZM164 248H165L164 246L161 247L160 251H161V249H163V252H165ZM203 248H205V247L202 246V251L198 252L196 258L203 260V262H211L208 259V257L210 256L211 253L209 251H207L206 249L203 250ZM36 249H38V250H36ZM19 251H20V253H19ZM95 254H96V256H95ZM33 255H34V257H33ZM244 255H246V254H244ZM30 257H31V259H30ZM254 257H256V254L252 255V257L250 256L249 259L242 258L240 256V258H239V260L241 262L240 264H253V263L256 264ZM4 258L7 260V262H4V261H6V260H4ZM13 259H15V260H13ZM251 260H252V262H251ZM41 261H43V262H41ZM196 261H198V260H196ZM261 264H264V262H262Z\"/></svg>",
  "mask_w": 264,
  "mask_h": 264
}]
</instances>
